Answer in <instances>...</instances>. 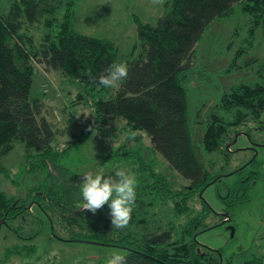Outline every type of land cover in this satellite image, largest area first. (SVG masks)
I'll return each mask as SVG.
<instances>
[{
  "label": "trees",
  "instance_id": "1",
  "mask_svg": "<svg viewBox=\"0 0 264 264\" xmlns=\"http://www.w3.org/2000/svg\"><path fill=\"white\" fill-rule=\"evenodd\" d=\"M0 1L8 3V9L0 11V173L10 180L1 160L20 144L24 149V172L44 175L43 181L23 198L8 197L0 190V224L17 219L33 203L66 235L67 241L124 248L127 264H263V257L253 250L224 263L218 256L222 250H201L197 236L212 229L207 225L212 210L201 200L200 209L195 211L191 202L224 178L231 162L230 145L240 128L246 127L250 138L253 133H264V62L257 67L254 81L239 82L224 90L207 111L205 121H199L203 151L222 157L224 162L218 172L205 167L194 151L187 86L196 45L213 21L233 13L234 5H239L248 18L249 37L254 39L260 34L264 39V0H165V14L155 25L135 20L140 54L126 62L128 79L108 99L103 98L108 88L98 80L117 63V48L108 40L87 37L72 29L71 12L76 0L67 3L60 18L54 17L62 6L60 0ZM38 25L53 34L46 35L42 47L35 48L32 37L23 30ZM244 52L237 51L232 69H240L237 62ZM34 61L43 64L46 71L61 73L72 85H79V100L86 105L90 96L95 125L116 117L128 130L146 135L150 152L188 182L186 189H174L141 147L127 152L123 160L131 162L137 180L136 206L128 226L116 229L112 228L111 218L105 216L109 209L105 207L96 214L86 212L83 200H71L63 187L50 185L52 174L57 183H62L73 171L66 165L69 149L59 151L54 146L56 132L42 115V102L31 100ZM263 171V165L254 158L226 176H236L231 185L224 186L226 194L220 197L229 217L248 201V191L263 179ZM155 203L170 207L175 219L184 218L183 223L172 225V238L167 242L141 239L132 230L147 224L148 210ZM33 239H22L23 244L6 248L3 264L12 258L33 257Z\"/></svg>",
  "mask_w": 264,
  "mask_h": 264
},
{
  "label": "rangeland",
  "instance_id": "2",
  "mask_svg": "<svg viewBox=\"0 0 264 264\" xmlns=\"http://www.w3.org/2000/svg\"><path fill=\"white\" fill-rule=\"evenodd\" d=\"M60 1L62 6L55 13V18H60L70 0ZM164 5L165 0L162 5L153 4L152 0H76L71 12V25L78 34L112 42L117 48V63L127 62L135 59L141 51L135 20L155 25L165 14ZM7 9L8 3L0 1V11ZM249 28L248 18L236 4L230 16L218 18L208 26L195 47L192 69L188 74V120L192 124L194 151L205 167H212L209 168L211 172L220 171L224 162L222 157L203 151L199 121H205L207 111L216 104L224 90L239 82L255 80L257 67L264 62V39L260 34L251 39ZM23 31L32 37L35 48L42 47L46 35L53 34L44 25L25 26ZM239 49L245 52L237 62L240 69L236 70L230 65ZM33 69L31 100L37 98L42 102V115L56 132L54 146L59 151L69 149L66 165L73 171L62 183H57L52 174L50 185L56 183L63 187L71 200H83L80 189L86 173L108 177L118 169H124L133 174L131 162L123 159L127 152L141 147L174 189H186L188 182L159 155L150 152L151 145L146 135L138 133L137 142L128 139L129 130L125 122L116 117H109L106 124L95 125L93 108L88 102L90 96L83 94L88 97L87 105L79 100L82 92L79 85L67 82L59 72L46 71L39 62H33ZM118 88H108L103 98H110ZM246 131V127L240 128L235 135L236 141L230 145L231 162L224 170V178L207 187L201 197H195L191 207L199 210V203L203 200L212 210L207 221L212 229L197 236L201 250H222V255L218 256L223 263L232 256L253 250L263 257L264 264V177L248 191V201L231 213V221L220 201V197L226 194L224 186L236 180L235 175L226 177L230 172L243 168L254 158L264 169V133H253L250 138ZM251 144H255V151L250 150ZM1 164L10 174V180H7L0 173V190L8 197L23 198L30 188L43 181V174L24 172V149L20 144L1 160ZM105 207L110 210L108 205L102 209ZM148 211L147 224L132 228L141 239L167 242L172 238V225L184 221L183 217L175 219L168 206L155 203ZM105 216L110 217L109 213ZM32 237L30 244L35 245L36 254L27 259L12 258L7 264H107L114 251L124 256L127 254L124 248L108 244L67 241L66 235L51 224L48 216L30 203L23 215L0 229V264H3L6 248L21 245L22 239Z\"/></svg>",
  "mask_w": 264,
  "mask_h": 264
},
{
  "label": "clouds",
  "instance_id": "3",
  "mask_svg": "<svg viewBox=\"0 0 264 264\" xmlns=\"http://www.w3.org/2000/svg\"><path fill=\"white\" fill-rule=\"evenodd\" d=\"M152 3L162 5L163 0H152ZM128 75L129 68L126 62L114 63L99 77L98 82L105 88H118L128 79ZM90 78L95 79L91 76ZM137 135L136 131L130 129L127 138L134 140ZM82 180L80 189L82 209L96 214L108 205L112 228H126L136 206V177L124 169H118L114 175L108 177L88 172ZM107 264H127V258L114 251Z\"/></svg>",
  "mask_w": 264,
  "mask_h": 264
},
{
  "label": "water",
  "instance_id": "4",
  "mask_svg": "<svg viewBox=\"0 0 264 264\" xmlns=\"http://www.w3.org/2000/svg\"><path fill=\"white\" fill-rule=\"evenodd\" d=\"M236 139H237V136L235 137V140H234V142L236 141ZM234 142L232 143V144H234ZM202 196V193L200 194V197ZM226 216V215H225ZM226 217H228V220H229V216H226ZM227 220V219H226ZM3 225H5V221H3L1 224H0V229H1V227L3 226Z\"/></svg>",
  "mask_w": 264,
  "mask_h": 264
},
{
  "label": "flooded vegetation",
  "instance_id": "5",
  "mask_svg": "<svg viewBox=\"0 0 264 264\" xmlns=\"http://www.w3.org/2000/svg\"><path fill=\"white\" fill-rule=\"evenodd\" d=\"M254 145H255V144H251V146H250V150H251V151H255L256 148L253 147Z\"/></svg>",
  "mask_w": 264,
  "mask_h": 264
}]
</instances>
